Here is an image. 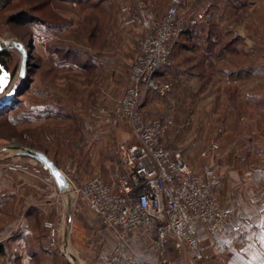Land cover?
Wrapping results in <instances>:
<instances>
[{
    "label": "rangeland",
    "instance_id": "374dc122",
    "mask_svg": "<svg viewBox=\"0 0 264 264\" xmlns=\"http://www.w3.org/2000/svg\"><path fill=\"white\" fill-rule=\"evenodd\" d=\"M145 2L157 16H162L170 4V0ZM208 3L210 16L188 23L173 43L171 64L162 71V77L172 82V89L165 95L150 92L144 102L147 116L171 117L172 128L178 112L172 108L151 110L146 101L155 96L166 102L171 95L182 110L185 104L191 111L198 95L183 75L192 74L193 63H200L205 72L200 93L206 102L209 97L218 101L222 95L239 98L241 87V94L248 99H264V0H184L181 15L190 20ZM135 4L136 0H0V34L7 40L22 41L29 53L23 81L19 80V49H5L10 52L6 60L9 68L0 64V72L4 69L10 74L11 88L16 89L0 104V169L54 185L45 180L47 168L36 173L32 169L34 158L10 148L21 145L46 152L66 173L70 187L97 173L113 179L119 163L117 143L132 142L135 136L127 119L111 124L104 111L129 85L131 64L145 33L139 22L128 21L131 13L124 10ZM229 68L240 73L235 76ZM242 108L256 110L249 101ZM14 161L29 170L11 169ZM203 162L201 157L200 169ZM15 204L9 200L4 206L2 231L22 227L23 215L15 212ZM44 228L49 243L51 228L46 222ZM58 238L62 244L61 233ZM56 251L62 256L55 263L69 264L60 247ZM7 253H0V264H18L8 260L15 252ZM191 253L183 250L181 264L194 263Z\"/></svg>",
    "mask_w": 264,
    "mask_h": 264
},
{
    "label": "built area",
    "instance_id": "2783aa9c",
    "mask_svg": "<svg viewBox=\"0 0 264 264\" xmlns=\"http://www.w3.org/2000/svg\"><path fill=\"white\" fill-rule=\"evenodd\" d=\"M184 0H170L162 16L147 6L145 0L125 7L130 11V22H139L145 30L130 68V83L124 93L105 109L107 122L117 125L127 119L132 127L135 142H122L117 146L119 163L112 182L105 181L97 173L87 182L71 190L83 199L99 217L102 225L113 231L116 242L106 256L104 264H149L131 249L128 235L146 228L160 254V264H170L167 250L173 246L178 251L189 250L201 264H212L213 253L208 249L203 233L216 237L223 230L235 234L231 244L223 252L232 253L234 245L263 226L255 215L232 206L224 205L217 195L221 182L215 159L221 158V145L213 138L200 156L204 159L201 169H194L183 152L168 147L164 136L172 128L171 117H149L143 110L148 93L165 95L172 89V82L162 77V71L170 66L173 43L183 34L188 23H197L210 16L208 3L186 20L181 15ZM7 39L0 34V43ZM2 72V71H1ZM0 74H2L3 72ZM6 72V71H5ZM0 92V99L11 89L10 74ZM33 170L46 169L32 159ZM13 170H29L19 161L12 162ZM45 180L55 184L48 171ZM261 208L259 212H263ZM50 249L60 247L59 229L52 221Z\"/></svg>",
    "mask_w": 264,
    "mask_h": 264
},
{
    "label": "crops",
    "instance_id": "0c3cea01",
    "mask_svg": "<svg viewBox=\"0 0 264 264\" xmlns=\"http://www.w3.org/2000/svg\"><path fill=\"white\" fill-rule=\"evenodd\" d=\"M192 67L191 75H183L198 95L192 102L191 111L185 104L182 110L171 95L166 102L151 96L146 106L156 111L172 108L178 112L179 118L164 137V143L181 150L186 161L196 170L200 169L201 151L211 139H218L222 150L221 158L215 159L221 177L217 187L219 199L224 205L255 215L258 224L263 226L239 240L232 253L223 252L232 242L235 234L232 230L225 229L216 237L203 233L208 249L214 254L212 264H264V211L259 212L264 208V99L261 96L248 99L241 94V87L237 93L239 98L222 95L218 101L209 97L206 102V97L200 93L205 72L200 63H193ZM229 70L235 76L240 73L235 68ZM241 83L242 79L237 84ZM248 101L255 104V111L242 108ZM196 153L197 158L194 156ZM106 180L112 182L111 179ZM34 181L37 180L24 173L0 169V218H3L4 206L9 200L16 202L15 212L23 215L21 229L9 232L0 229V244L6 245L4 252H15V255H8V260H16L18 264H56L57 257L62 255L49 248L44 228L45 222L52 221L58 225L62 235L63 248L67 253L62 254L69 264H76L71 255L81 264H104L116 242L113 231L102 225L98 215L83 199L75 196L70 187L62 190L56 183L47 186ZM5 216V219L9 218ZM128 241L131 249L147 263L160 264L159 251L146 228L130 233ZM166 256L170 264H181L184 258L183 251L173 246L167 250ZM193 258V264H201L200 260Z\"/></svg>",
    "mask_w": 264,
    "mask_h": 264
},
{
    "label": "water",
    "instance_id": "95a60500",
    "mask_svg": "<svg viewBox=\"0 0 264 264\" xmlns=\"http://www.w3.org/2000/svg\"><path fill=\"white\" fill-rule=\"evenodd\" d=\"M10 48H17L21 52L22 58L19 69V80L23 81L26 77L27 67L29 63V53L27 51L26 45L22 41L15 39L7 40L6 42L0 43V51ZM15 93L16 89L11 88L8 93L0 99V104L5 102L7 98L14 95ZM10 148L14 150L18 149L19 154L30 156L42 163L44 167L47 168V170L54 177V179L56 180L55 182L60 189L64 190L70 187V182L66 173L59 167V165L56 164V162L52 158H50V156L46 152L32 147L21 145H11ZM57 173L59 174L58 176ZM71 258H73V261L76 264H81V262L74 255H71Z\"/></svg>",
    "mask_w": 264,
    "mask_h": 264
},
{
    "label": "trees",
    "instance_id": "16d2710c",
    "mask_svg": "<svg viewBox=\"0 0 264 264\" xmlns=\"http://www.w3.org/2000/svg\"><path fill=\"white\" fill-rule=\"evenodd\" d=\"M9 55H10V52L7 50L0 51V64L2 66H5L6 68H9L8 63L6 62ZM3 251H4V246L0 244V253H2Z\"/></svg>",
    "mask_w": 264,
    "mask_h": 264
},
{
    "label": "snow or ice",
    "instance_id": "6c2138e0",
    "mask_svg": "<svg viewBox=\"0 0 264 264\" xmlns=\"http://www.w3.org/2000/svg\"><path fill=\"white\" fill-rule=\"evenodd\" d=\"M7 72H3L2 74H0V92H3L6 84H7ZM59 174L57 173V176Z\"/></svg>",
    "mask_w": 264,
    "mask_h": 264
},
{
    "label": "bare ground",
    "instance_id": "6f19581e",
    "mask_svg": "<svg viewBox=\"0 0 264 264\" xmlns=\"http://www.w3.org/2000/svg\"><path fill=\"white\" fill-rule=\"evenodd\" d=\"M6 41H7V40H6ZM6 41H5V42H6ZM42 165H43V164H42Z\"/></svg>",
    "mask_w": 264,
    "mask_h": 264
}]
</instances>
